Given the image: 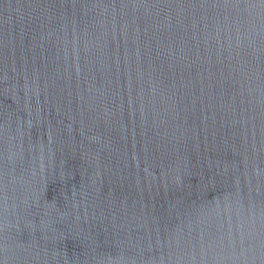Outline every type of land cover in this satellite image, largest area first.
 I'll use <instances>...</instances> for the list:
<instances>
[{
    "label": "water",
    "instance_id": "obj_1",
    "mask_svg": "<svg viewBox=\"0 0 264 264\" xmlns=\"http://www.w3.org/2000/svg\"><path fill=\"white\" fill-rule=\"evenodd\" d=\"M0 264H264V0H0Z\"/></svg>",
    "mask_w": 264,
    "mask_h": 264
}]
</instances>
